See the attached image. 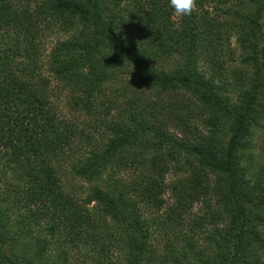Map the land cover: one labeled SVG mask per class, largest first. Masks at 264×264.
<instances>
[{
	"label": "trees",
	"instance_id": "1",
	"mask_svg": "<svg viewBox=\"0 0 264 264\" xmlns=\"http://www.w3.org/2000/svg\"><path fill=\"white\" fill-rule=\"evenodd\" d=\"M196 4L0 0V264H264V0Z\"/></svg>",
	"mask_w": 264,
	"mask_h": 264
},
{
	"label": "clouds",
	"instance_id": "2",
	"mask_svg": "<svg viewBox=\"0 0 264 264\" xmlns=\"http://www.w3.org/2000/svg\"><path fill=\"white\" fill-rule=\"evenodd\" d=\"M169 3L171 8L174 10V15L179 18L191 16L197 8L196 0H169ZM133 69L134 65L131 71ZM130 78L131 77L129 75V80Z\"/></svg>",
	"mask_w": 264,
	"mask_h": 264
},
{
	"label": "rangeland",
	"instance_id": "3",
	"mask_svg": "<svg viewBox=\"0 0 264 264\" xmlns=\"http://www.w3.org/2000/svg\"><path fill=\"white\" fill-rule=\"evenodd\" d=\"M47 44L49 45V44H51V42H47ZM46 44V45H47ZM65 113V112H64ZM264 138V137H263ZM256 143L257 144H260V145H263L264 146V140L261 138V135L259 136V138L256 140ZM71 181H73V180H71ZM74 182H76L75 183V185L77 186V185H81V182L80 181H74ZM82 186V185H81ZM83 188V187H82ZM199 207H200V205L199 204H197V205H195L194 207H193V209L191 210V212H190V215L192 214H200V212H199ZM159 235H158V233H156L155 234V238H159L158 237Z\"/></svg>",
	"mask_w": 264,
	"mask_h": 264
}]
</instances>
